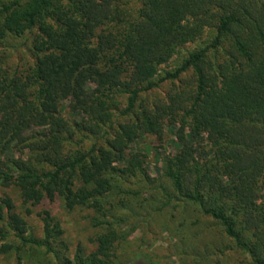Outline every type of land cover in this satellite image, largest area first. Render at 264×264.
<instances>
[{"label":"trees","instance_id":"1","mask_svg":"<svg viewBox=\"0 0 264 264\" xmlns=\"http://www.w3.org/2000/svg\"><path fill=\"white\" fill-rule=\"evenodd\" d=\"M135 1L127 11L128 1L0 0V184L34 205L57 197L92 208L96 247L86 253L79 241L71 253L64 222L49 212L42 237L17 224L18 236L55 264H217L146 242L203 239L208 221L217 252L264 264V0ZM166 128L187 130L190 142L176 134L180 150L152 177L128 147ZM123 188L142 194L114 201ZM2 200L10 213L12 199ZM155 202L161 218L148 208ZM188 204L191 222L176 225Z\"/></svg>","mask_w":264,"mask_h":264},{"label":"rangeland","instance_id":"2","mask_svg":"<svg viewBox=\"0 0 264 264\" xmlns=\"http://www.w3.org/2000/svg\"><path fill=\"white\" fill-rule=\"evenodd\" d=\"M123 1L129 2V4L126 5L128 6L127 11H133L136 7L135 0H116V3L121 5ZM203 38L178 48L167 63L159 65V72L161 73L164 72V70L173 69L177 65V61L184 54L185 49L197 47ZM186 78L188 79H184L182 85L184 87L188 85V88H191L194 84V77L190 73L186 76ZM165 88H167V86H165ZM160 96H163V93L160 92ZM67 112L68 111L65 113L67 114ZM128 121L129 119H127V122ZM186 131L176 128L173 132H171L168 128H166L165 132L159 136L143 135L130 144L128 152L142 153L148 172L152 177H155L158 167L163 163V156L174 154L180 150L178 143L179 139L176 134H180V132H182V135L185 136L186 142H190ZM182 142L185 143V141ZM17 155L20 157V153ZM115 164L120 165L118 163ZM123 189L124 190H120L121 192H118L119 194L116 196L114 201L119 199L120 201L126 202L127 194H134L136 196H140L142 194V192L137 189ZM3 197H10L12 199L14 206L10 213L7 212L8 210L6 205L2 200ZM108 207L109 204H107L104 208ZM148 208L151 210L150 213H153L154 217L161 218L162 214L160 213L159 205L156 202L148 205ZM193 208L194 207L191 204H188L185 209L181 206L179 211L177 210L176 225H178L181 221H184L185 225L189 224L191 222V217L195 214ZM93 211L94 210L92 208L88 207L75 209L65 208V204L57 197L53 200L48 199L34 205L33 203L26 202L24 200L19 188L15 185L6 186L0 184V264L56 263L57 258L55 255L47 252L45 248H32L29 244L23 243L22 239L18 236L19 231L15 228L16 225L19 224V226L24 229L25 233H23V235L26 237L31 235L42 237L45 223L44 217L47 216V212L51 215H57L64 222L67 229L66 237L69 240L71 253L75 252V245L79 241L83 242V250L86 253H90L96 247V245L89 241L90 236L95 233V230L89 225L87 220L90 213ZM12 214L17 215L19 219H17V221L16 219H12ZM201 228H203L204 231H208L207 235H203L205 236L203 239L201 237L183 236L181 233L176 234V236H172L167 233L163 235L162 240L154 242L153 238L150 237L146 242L147 245L154 247L164 245L163 243L166 242H172L175 244L176 248L174 253L178 254L181 251L186 253L193 250V252L196 251L200 257L208 255V258H210V260L217 261V264H247L246 260L248 258L244 252L242 253L241 251L230 249L226 250L224 253H219L213 248L214 244L219 245L222 241L219 236H214V234L217 233V230L214 229L215 227H212L210 222H202ZM227 247L229 248V241L227 242ZM64 254L65 253L60 255L62 260H64V257H68V254ZM194 257L196 258V255H194ZM154 260L158 263L161 261L165 263L164 260L167 262L168 259L161 260L160 258H155Z\"/></svg>","mask_w":264,"mask_h":264}]
</instances>
